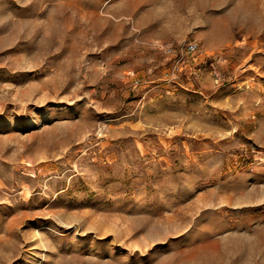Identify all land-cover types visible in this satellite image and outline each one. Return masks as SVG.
Instances as JSON below:
<instances>
[{
	"label": "rangeland",
	"instance_id": "rangeland-1",
	"mask_svg": "<svg viewBox=\"0 0 264 264\" xmlns=\"http://www.w3.org/2000/svg\"><path fill=\"white\" fill-rule=\"evenodd\" d=\"M0 264H264V0H0Z\"/></svg>",
	"mask_w": 264,
	"mask_h": 264
},
{
	"label": "built area",
	"instance_id": "built-area-1",
	"mask_svg": "<svg viewBox=\"0 0 264 264\" xmlns=\"http://www.w3.org/2000/svg\"><path fill=\"white\" fill-rule=\"evenodd\" d=\"M196 48V43H188L187 49L193 51Z\"/></svg>",
	"mask_w": 264,
	"mask_h": 264
}]
</instances>
